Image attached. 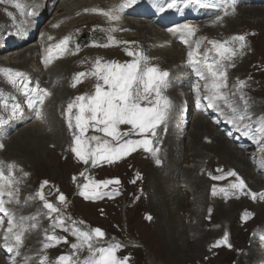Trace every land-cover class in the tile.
Instances as JSON below:
<instances>
[{
    "label": "rangeland",
    "instance_id": "374dc122",
    "mask_svg": "<svg viewBox=\"0 0 264 264\" xmlns=\"http://www.w3.org/2000/svg\"><path fill=\"white\" fill-rule=\"evenodd\" d=\"M252 7H256V6H252ZM79 18H82V17H79ZM79 18H77V19H79ZM47 23H48V21L45 22L44 28L47 25H49ZM86 23H89V24H87V27L85 25ZM86 23H83V24H81V26H78V27L72 26L69 30H67L68 33L70 32V33H75V34L80 32V30L84 31L81 35L84 36L85 43L83 45H80V46H84L88 43V40H87L88 39V32H90V28H88V27L93 28V26L96 27L98 25V22L95 19H92L90 22H86ZM250 25H251V21H241V24H239V28H238L241 31L239 30V31H236L233 33H229V30H227V29H225V31H221V35L223 37L230 38L229 41H231V38L234 37L235 35L240 36V35L245 34V36H246L244 43H245L247 48L245 49L244 54H242V56H240L238 58V55L240 53L239 41H234L233 44L235 45V48L238 50L237 55L235 57H233L234 61L233 60H231V61L226 60L223 63L227 66L226 72L228 74L227 80H226L227 81L226 82V85H227L226 89H228V92H226V94L229 93L231 95V98H234L236 100V102H237L236 107L237 108L240 107L247 116L251 115L250 112H255V113L261 112L260 114H264V56H263L264 55V39L261 35V33H262L261 30L256 29L255 27H253V25H251V26ZM75 29H77V30H75ZM96 30H100V29L97 28ZM247 30H250V31H247ZM230 32H232V31H230ZM237 32H238V34H237ZM136 34H138V32ZM217 34H219V31L217 32ZM131 35L133 36L134 34H131ZM143 35H145V34H143ZM124 36L126 37L127 35L125 33L117 35L115 37V39H116L115 41L124 45L127 48H131L132 45L128 43V41L126 40V38H124ZM148 36L152 37L149 34H147L146 37H148ZM212 36L215 38L214 35H212ZM143 38H145V37H143ZM24 47L25 48H23V47L19 48V50L25 51V49L30 47V45L24 46ZM206 49L207 50L211 49V48H209V43L205 44L203 47L202 46L200 47V50H201V51L199 50L200 55L203 52H205L206 55H210L211 58H213L212 59L213 61L218 59L216 53H214V52L209 53ZM249 49H251V50H249ZM85 52H86V50H84L82 53L84 54ZM259 52H260V54H259ZM153 53H155V51H153ZM139 54L140 53H138L137 56H133L134 59H137ZM86 55L87 54H85V56ZM90 55L91 54H88V57ZM143 55L149 58L146 61L147 65L149 67L155 66V63L152 61V59L154 58L153 57L154 55L151 56V55H147L144 53H143ZM206 57L207 56H205V59H207ZM245 58L248 59V61L244 64L242 61ZM257 61H259V62H257ZM160 62L162 64V66L165 67L166 64H164L162 61H160ZM143 63H145V62H142V66H143ZM232 65H234V66H232ZM169 66L172 69L171 64H169ZM250 67H253V68H250ZM233 68H235V69H233ZM244 68H245V70H244ZM255 68H257V69H255ZM233 70H234V72H233ZM162 71H160V72H162ZM248 72H249V74H248ZM232 73H234V74H232ZM235 80H236V82H235ZM242 80L244 83L241 86L240 82ZM229 81H231V82H229ZM246 82H248V83L246 84ZM205 83H207V80H205ZM44 84L48 85L49 83L47 81V83L45 82ZM244 85H245V87H244ZM75 86L79 87V85H75ZM75 90L77 91V89H75ZM239 94H241V95H239ZM245 100H247V105H245V103H244ZM62 106L63 105H61L60 111H59V114L61 115V117H62V112H63ZM65 111L66 112L65 113L63 112L64 116L61 119V120L64 119V121L66 119L65 114H67V117H68L67 109H65ZM74 122L75 121H73V123ZM31 123H33V122H31ZM25 125L26 124H23L19 128H21ZM61 126L64 128L65 124L61 123ZM191 128H192V126H191ZM191 128H190V130H191ZM71 131L73 134L74 131H78V130L71 129ZM71 131L67 128L65 129L67 142H68L69 147L71 149H70V152H68V155L65 156L64 159L59 158L60 156L57 154H55V157H50V159H48L47 156L46 157L44 156V161H43V163H41L42 166H40L38 170H31L32 172H29L26 164L25 165L21 164L23 169L21 168V170H20V172L23 175H25V177H29V183L34 185V186L38 185V183L41 186L42 183H44L46 180H48L52 183V185H51L52 186V192L50 193V195L49 194L44 195V198H47V199L43 200L44 204H45V201H47V202L53 203L55 206L59 205L61 202L57 201V199L59 198L60 194H63L65 196L66 199L63 202L67 203L72 208H70L69 211L67 209H65L59 213V215L64 218V222H66V220H69L71 223L73 221L74 217L80 216V217H84L85 219L88 220L92 231H94L93 228H95V229L99 228V229H103V230L109 229L111 234H114L116 236H123L124 239L119 240L122 247H120L118 249L116 256L122 260L124 258H127V264H264V256H263L264 244H263L262 237L260 238L258 235L262 232V230H264V218L259 217L258 212H256L254 214V212L256 211L255 206H257V204L252 206L251 201H250V204H248L249 200L247 198L240 199V200L245 202L244 203L245 206L243 205L241 208L249 207L248 209H250V211L254 215L250 221L243 223V222H241V216H240L241 212L240 211H242V209L240 208L241 210L239 209L238 210L239 212L238 211L235 212L236 216L234 217V221H233V224L235 225L234 227L231 226V223H227L229 214L224 217V220L220 219L217 214L213 217V215L215 213V209H214L213 214L210 215V212L214 208V204H209L210 208L205 210L206 215L204 216V220H205V222L209 223L210 225H207V226L205 225L204 227L203 226L201 227L203 229V233L207 234L208 232H217L220 230L222 232L219 235L214 236L215 238L214 237H211L212 239L208 238L207 241L202 243V249H204V251H205V253H207V255L203 256V253H202V255L198 254L197 256H192V255L185 256L186 254H185V251L183 248H180V250H178L177 253H175L176 252V250H175L176 244L172 240V232H171V228L173 227V223L170 222V218H167L166 216L162 217L159 215L160 214L159 211H157L154 208V206L150 200V191L147 190V187L149 186V179H148V172L147 171H148V169L150 170L151 166L152 165L154 166V164L149 162L148 160L140 159V162L141 161L142 162H144V161L148 162L147 166H146L147 168H146L145 166L143 167V166L137 165V161H135V160H138V158L137 159L132 158V153L134 151H138V153H140L142 147L137 146L134 151H131L129 154L123 156L120 160H116L115 162H113L109 165L107 162H101L100 164H98V166L95 168L94 171L83 172V169L86 166L88 167L92 164H91V162H89L88 164H84L81 160L78 159V157L75 158L76 155L72 151V148L74 147V141L72 139L73 136L71 134ZM120 131L122 133L124 132L126 134V135L121 136V138H120L121 142L119 141L120 143H123L125 140H130L133 136L134 137L137 136V138H141V139L144 138V136L142 134H140L137 130L133 131V128L131 125H129V129L127 130L128 132L121 130V128H120ZM88 133H94L93 135H99V132L93 130L92 128H89V130L85 133V135ZM15 134H16V132H15ZM15 134H13V135H15ZM34 134H36V132H33V133H31V135H28V136L22 138L23 144H29L31 148L35 149V148L40 147L41 140L44 137H50L51 141L54 140L53 129H51V128H45L44 127L42 131H38L37 136H34ZM100 135L104 136V134H102V133H100ZM91 136H92V134H91ZM150 136L151 135L149 134L148 135L149 139H150ZM106 138L110 140V137H106ZM185 138H183L182 147L184 148V146H185V149H186V147L188 145V141H189V135L187 134L185 136ZM208 141L211 142V140H209V139H208ZM236 151L240 152L241 150L236 149ZM240 153H242V152H240ZM139 156H140V154H139ZM14 159H17V158H14ZM208 160H210V161H208ZM124 161H126V163ZM115 163H116V165H115ZM134 163H136V164H134ZM202 163L203 162L200 160L199 161L193 160V158L191 157V153H184V158L181 160V163H180L181 169H182L181 173L177 171L175 173V177L176 178L178 177L179 179H180V177L184 178V173H182V171H186L187 176L185 178H187L188 181L191 182V184H189V185L191 187L193 185V187H194L195 181L198 177V174L195 173L193 180H192L191 175L190 176H188V175H189L191 170H195V167L197 169H199V174H201L203 172L205 175H207L208 172L210 174H213L217 167H221V168H223V170H226L229 167L233 168L235 166V164L233 162H231L229 159L223 157L219 153L211 154L209 156V158L206 159L205 167H202ZM126 164H128V165L126 166ZM112 165L114 167H112ZM108 166H110V167H108ZM115 166L117 169L115 168ZM185 166L186 167L190 166L191 168H185ZM28 167L31 168V164H28ZM132 167H134V168H132ZM242 167L244 168V165H242ZM101 168H102V170H100ZM119 168H121V169H119ZM218 172L219 171H216V173H218ZM27 173H29V174H27ZM82 173H83V175H82ZM85 173H89V175L86 176ZM113 173L116 175L118 174V175L114 176V175H112ZM137 174H139V175H137ZM137 177H138V179H137ZM102 180L103 181H105V180L113 181L114 180V181L112 183L108 184L106 187L103 185H100L99 187H95V188L93 187L94 184H96ZM117 180L119 181V183L115 182ZM249 180L251 181V185L254 187V184L256 181L254 182V180L250 179V178H249ZM262 182L264 185V181H262ZM86 183L89 184V189H88L89 193L91 194L92 192H98V193H100V198L88 199L85 196L81 195V192L85 191V189L83 188V185ZM263 185L259 186V188L255 187V189H257L255 191H257V193H258L260 190H262ZM122 186H123V188H122ZM207 187H208V183H207ZM207 187H206L205 191L207 193V196H208V199L210 202V201L214 200L215 195H213L212 191L209 190V187L207 190ZM108 192H109V194H107V195H109V197L107 195H104V193H108ZM33 195H34V193L32 191L30 203L27 205V208H26L27 211H30L28 213V216H29L28 218L30 220H33V225H41V221L39 220V216L44 215V208H42L40 206L39 202L37 200H35L36 197ZM220 196H221V194H218L215 197V199H219ZM192 197L193 196L191 195V196H189L188 200L187 199H185V200H187L188 202H192L193 198H194V197L193 198ZM232 201H233V199H231L230 201H227V202L225 200L223 202H222V200H220V203H221V206L229 208ZM242 201H238V202H242ZM258 205H261V204H258ZM31 208H32V210H30ZM142 208H143V210H142ZM187 208L191 211L190 207H187ZM185 210L186 209L184 208V210L180 211L181 216H184V214L186 215V220H185V222H183L184 225L195 224V222H197V219H194L191 222V219H190L191 217L188 218V216H191V212L187 211L188 213H186ZM181 212H182V214H181ZM176 214L179 215L178 212ZM204 214L205 213L201 214V216H200L201 221L203 220L202 216ZM56 216H57V213H52L50 218L52 220H54L56 218ZM148 216L151 217L150 220H149ZM32 218H34V219H32ZM164 218H166V219L164 220ZM206 218H209V219H206ZM213 218H214V222H213ZM147 219H148V221H147ZM171 220H174V222H176V217L173 216V219H171ZM120 222L124 223V226L127 227V229L129 230L128 234L121 232ZM176 225H177V222H176ZM64 226L67 227V224ZM235 228H238L239 232H238V235L233 236ZM199 234H202V232L199 231ZM225 234H227L228 243L227 244L218 243V242L223 240ZM251 237H252V239H251ZM133 239L140 240L141 241L140 245L142 246V248L137 249L136 252H132V255H131V254H129V252H130L131 240H133ZM184 239H185V235L182 237V240L179 241L180 245H182ZM229 244L231 245V247L228 246ZM191 256H192V258H190Z\"/></svg>",
    "mask_w": 264,
    "mask_h": 264
},
{
    "label": "bare ground",
    "instance_id": "6f19581e",
    "mask_svg": "<svg viewBox=\"0 0 264 264\" xmlns=\"http://www.w3.org/2000/svg\"><path fill=\"white\" fill-rule=\"evenodd\" d=\"M27 1H29V0H27ZM112 1H114V0H64L63 2L58 4L56 7L57 11L59 12L57 14L58 17L64 16L62 19L63 20L66 19V21H63L61 23L62 32L67 33V30H69L72 26H77V27L81 26V24L86 23V22H90L94 18L90 15H85L82 18H79L82 16V15H80V10L82 8L89 6L90 4H92L94 2H98V3L100 2V4L104 5L106 2H112ZM52 6L53 5L51 4L50 1L41 0L40 5H39V9L42 11L44 9V13L47 16V14L49 13V9ZM1 7L2 6H0V8ZM120 12L121 11H119L118 13H120ZM67 17H72V18H67ZM77 18H79V19H77ZM107 19L110 20L109 17H107ZM121 20H125V21L130 20L129 21L130 27L131 28H138V31H135V29H130V34H134L133 36L131 35V37L136 38V40H139L143 37L151 38V37H146L147 34L152 36L155 44L158 45L157 54L164 57V60H166L167 62H169V64H171L172 69H175V72L181 70L180 69V66H181L180 62L182 59L183 51L179 48V46L176 45L177 43L172 42V45H171L170 36L168 34L164 33L163 30L158 29L156 26H154L150 23H146L143 21H134L132 19H126V18H120L118 21H121ZM110 21H112V20H110ZM241 21H251V25H253V27L261 30V32L263 33V34L261 33V35L264 39V7L241 8V10L239 11V14L236 18L227 20L226 29L229 30V32L232 31V33L239 31L240 29H238V28H239V24H241ZM9 22H10V20L7 19L5 16H2V13L0 12V35L2 34V32L5 28L4 24L5 23L9 24ZM87 24H89V23L85 24L86 27H87ZM49 25H50V23H49ZM49 25H47L45 27L48 30H50L46 33V36H49L51 34H56V30L54 28H52L51 26L49 27ZM111 29H113V28H111ZM111 29H109L107 31L108 34L112 33ZM75 30H77V29H75ZM247 31H250V30H247ZM137 32H138V34H136ZM80 34H82V33L78 32L76 34V36H79ZM143 34H145V35H143ZM237 34H238V32H237ZM68 35L70 37L75 36L73 33H70V32L68 33ZM99 35L100 34L95 33L94 35L92 34V39L89 37H88V39L86 38L88 40V43L84 46H80V48L86 50V52L84 54L80 53L79 55L69 57L68 59H66L64 61L61 60L60 62L53 64L47 70H45L42 65H40V64L36 65L35 64V59L37 61L38 60L40 61V57L38 55V51H39L38 44H35V43L30 44V47L25 49V51H21V50H19V48H15V49L10 48L9 50H7L6 48L2 49V47H0V53H1L0 54V62L3 65L9 64L12 66L27 68L29 70L30 69H36V68H37V70L42 69L43 72L40 71V72H37L36 74L38 76H42L41 79H43V83H45V82L47 83V81H48L49 84L47 86L50 87L52 92L54 93V97L51 100H47V106L45 107L46 109L44 108V110H43L44 117L42 119L36 121V122L26 124L25 126L19 128L18 133L13 135L11 137V139L7 142L6 150L3 152V155L5 158H7V159L17 158L18 163L20 165L26 164L28 171L32 172L31 170H38L39 167L42 166L41 163H43V161H44V156L45 157L47 156L48 159H50V157H55V154H57L60 156L59 158L64 159L65 156L68 155V152H70L71 148L69 147V144L67 142L65 129L67 128L70 131H71V129L68 127V119L65 121H64V119L63 120L60 119L61 115L58 113V110L61 107V105H63L62 110H63V112H65V109H63L64 106L67 107L69 103L74 102L75 98L78 97V94L72 90V87H73L72 84L75 83L74 77H73V80H71L70 73H72V70L74 69L73 72H77V73H80L83 70H86V73H87V75H86V88L80 89V91L82 94L84 92H86L91 96L94 94L95 84L97 83L96 77L91 75V72L94 69L95 61L97 59H100L102 63L109 62V61H115L119 64H125V63L132 62V59L130 58V56L128 54L129 52H131V49L123 46L122 44L118 43L117 41H115L111 45H104V43L102 44L104 46H99L97 44H94L93 46L89 45L90 43L92 44L93 41L98 39L100 37ZM112 36H115V34H113ZM124 38H125V36H124ZM4 44H5V40L0 37V45L3 46ZM246 48L247 47L245 45V47L241 50L240 54L238 55V58L240 56H242V54H244V51ZM249 50H251V49H249ZM85 54H87V55L85 56ZM88 54H91V55L88 57ZM259 54H260V52H259ZM153 57L154 58L153 59L151 58V59L155 63V67H157L158 70H160L162 68V64H161L160 60H158L155 56H153ZM232 60L234 61V59H232ZM247 61H248V59L245 58L242 62L245 64ZM257 62H259V61H257ZM250 68H253V67H250ZM233 69H235V68H233ZM255 69H257V68H255ZM244 70H245V68H244ZM233 72H234V70H233ZM232 74H234V73H232ZM248 74H249V72H248ZM39 79H40V77H39ZM229 82H231V81H229ZM235 82H236V80H235ZM247 83L248 82H246V84ZM244 87H245V85H244ZM172 92L174 94H176L175 90H172ZM239 95H241V94H239ZM204 97H205V94H203L202 99H205ZM77 111H78V109H77ZM63 112H62V118L64 116ZM251 113L252 112H250V114ZM176 120H177L176 107H173L170 110V117H169V121H168V131H167V134L165 135L164 148H163V152H162L161 157H160L161 160L164 162H163V165H159V166H157V165L153 166L151 164L152 165L151 169L150 170L148 169V171H147L148 172V179H149V186L147 187V190L150 191V200H151L154 208L157 211H159V213H160L159 215L162 217L166 216L167 218H170V222L173 223V227L171 228V232H172V240L176 244V248H175L176 252L175 253H177V251L180 250V248H183L185 251V254H186L185 256H187V255L197 256L198 254L202 255V253L204 256V255H207V253H205L204 249H202V243L207 241L208 238L217 236L222 232L220 230L217 232H208L207 234L203 233V229L201 227L202 226L204 227L205 225L206 226L210 225L209 223L205 222V220H204V216L206 215L205 210L210 208L209 204H214L215 213H214L213 217L217 214L220 219L224 220V217L229 214L227 223H231V226L234 227L235 225L233 224V221H234V217L236 216L235 212L238 211L244 205L245 202L244 201H242V202L232 201L229 208L221 206L220 199H214V200L209 202L207 193L205 191L206 187H207L206 175L203 172L201 174H199V169H197L196 167H195V170H191L189 175H188V176L191 175L192 180H193L195 173L198 174V177L195 181L194 187H193V185L191 187L189 185V184H191V182H189L188 179L185 178L187 176L186 171H182V173H184V178L183 177H180V179L178 177L176 178L175 173L177 171L181 173V170H182L180 163H181V160L184 158V153H191V157L193 158V160L202 161L203 162L202 167H205L206 159H208L211 154L219 153L223 157H225V158L229 159L231 162H233L235 164L234 167H236V168L240 169L242 172H244L247 177H249L250 179H253L254 182L256 181L254 184L255 187L259 188V186L263 185L262 181H264V180L262 177L257 175L255 173L254 169L251 167L249 157L240 153L241 151L240 152L236 151L237 148L231 142H229L224 137V135L221 132H219L214 127V125L211 124L210 121L205 119L203 116H201V115L192 116V118L189 119V126L185 130L179 129V126L176 127L177 126V124L175 122ZM61 123L65 124L64 128L61 126ZM21 125H23V124H21ZM191 126H192V128H191ZM44 127L53 129V135H54L53 141H51L50 137H44L41 140L40 147L35 148V149L31 148L29 144H23L22 138H24L28 135H31V133H33V132H36V134H34V136H37L38 131H42ZM119 127L123 131H127L129 129V125H120ZM190 128H191V130H190ZM71 134H72V131H71ZM183 134H184V137H183ZM187 134L189 135V141H188V145L185 149V146H184V148L182 147V143H183V138H185V136ZM99 135H100V133H99ZM72 136H73V134H72ZM208 139L211 140V142L208 141ZM120 142H121V140H120ZM139 154L140 153H138V151H134L132 153V158L137 159L139 157ZM135 161H137V165L143 166V167L144 166L146 167L147 163H148L147 161H144V162H142V161L140 162V160H135ZM124 162L126 163V161H124ZM28 164H31V168L28 167ZM134 164H136V163H134ZM108 165H109V163H108ZM113 165H112V167H114ZM115 165H116V163H115ZM127 165L128 164H126V166ZM242 165H244V168L242 167ZM108 167H110V166H108ZM115 168H116V166H115ZM132 168H134V167H132ZM185 168H191V167L185 166ZM119 169H121V168H119ZM100 170H102V168ZM112 175L115 176L116 174L113 173ZM137 175H139V174H137ZM137 179H138V177H137ZM182 184L184 185V187ZM122 188H123V186H122ZM108 194H109V192H108ZM191 195L194 197V198L192 197L193 201L188 202L187 200L189 199V196H191ZM31 196H32V191L30 190L26 196L20 198V200H19V203L23 207L22 212L27 214V216H28V213L30 211H27L26 208H27V205L30 203ZM107 196L109 197V195H107ZM185 199H187V200H185ZM57 201L61 202L59 200V198L57 199ZM248 204H250V203H248ZM187 207H190L191 211ZM184 208L186 209L185 210L186 213H188L187 211L191 212V216H188V218L191 217L190 218L191 222L194 219H197V222H195V224L184 225L183 222H185V220H186V215L185 214H184V216L180 215V211L184 210ZM255 208H256V211L258 210L257 212L259 214V217L264 218V206L257 204V206H255ZM30 210H32V208ZM142 210H143V208H142ZM177 212L179 213V215L176 214ZM182 212H181V214H182ZM203 213H205V214L202 216L203 220L201 221L200 216ZM173 216L176 217L177 225H176V222H174V220H171V219H173ZM165 219L166 218H164V220ZM206 219H209V218H206ZM29 221H32L31 225H33V220H30L27 217V222H29ZM147 221H148V219H147ZM213 222H214V218H213ZM44 223H46V222L41 221V225H43ZM41 225H36V226H41ZM199 231L202 232V234H199ZM238 232H239L238 228H235L233 236L238 235ZM184 235H185V239H184L182 245H180L179 241L182 240V237ZM251 239H252V237H251ZM263 252H264V249H263ZM192 256L190 258H192ZM263 256H264V254H263ZM0 264H6L4 258L1 257V255H0Z\"/></svg>",
    "mask_w": 264,
    "mask_h": 264
},
{
    "label": "snow or ice",
    "instance_id": "6c2138e0",
    "mask_svg": "<svg viewBox=\"0 0 264 264\" xmlns=\"http://www.w3.org/2000/svg\"><path fill=\"white\" fill-rule=\"evenodd\" d=\"M134 2V0H129ZM227 0H225V3ZM235 4V0H232ZM19 7V4L16 5ZM127 5L121 4L114 9L105 11L104 9H91L92 11H99L103 15L108 16L110 20L118 21L120 17L115 15V12L123 11ZM174 3H169L168 7H174ZM234 10V9H233ZM87 11V9H86ZM227 14V12H225ZM218 20L221 17L217 18ZM115 31L116 29H111ZM172 31V30H170ZM176 32L193 34V28L189 25L178 26L174 29ZM69 37H65L60 46H66ZM231 41H239V47L242 50L245 47V36H234ZM187 43V40H185ZM213 45L215 53L218 57L211 63H204L201 65L200 60L197 57L200 55L198 52L199 43H197V51H190L188 53L189 62L194 67L196 74L203 80L211 78V83H206L205 87L208 92L205 94V99L208 101V107L217 108L222 115L228 120L229 123H236L237 119L243 121L245 115H238L237 110L233 108L228 102V96L222 91L226 88L227 72L224 61H231L233 57L237 55V49L230 46L229 41H210ZM213 49H209L208 52H212ZM129 55H135L132 52ZM149 58L142 53L138 55L137 59H134L130 63L119 64L115 61H109L102 63L100 59H97L94 64V69L91 75L96 77L97 83L95 84L94 94L91 96L80 95L75 98V101L69 103L67 106L68 112V127L70 129H76L78 131L73 132L74 147L72 151L84 164L91 162L93 166L100 164L101 162H107L109 164L121 159L123 156L134 151L137 146H142L145 150L150 151L153 155H156L158 149L152 147V140L148 138V135H156V128L165 121L168 111L171 108V102L167 98H161L162 88L168 86L166 77L169 73L167 71L160 72L155 66L149 67L146 61ZM51 62V57L45 58V63ZM142 62L143 66H142ZM234 66V65H233ZM6 74L9 75V79L12 83H15L14 77H21L24 74L20 72H13L11 69H4ZM87 75V73H77L74 77L76 83L81 81V78ZM244 82L241 81L242 85ZM75 87V83L73 84ZM197 97L201 95L200 89H196ZM51 93L47 89L37 90L36 100L39 105H43L44 99L50 96ZM243 98V97H242ZM36 100H30L29 106L36 107ZM222 102L231 110V114L225 112L219 108V103ZM247 105V100L244 101ZM16 107H19L17 105ZM77 108L78 111L74 117L73 109ZM15 111V109H14ZM37 117L41 118V112H37ZM250 119V117H248ZM120 125H131L133 129L137 130L144 138L139 140H125L120 143V138L125 133H121ZM247 127V126H245ZM92 128L93 130L104 134L105 137H110L111 140L102 138L99 135H93L86 137L85 133ZM257 131L264 133V124L258 127ZM247 134V132H246ZM4 145L0 144V148ZM158 164L161 162L159 159L156 161ZM14 165L9 166L7 174L3 167V162H0V229H3L5 219H7V228L4 230V247L8 252H14L15 256H20V247L24 241L25 232L29 228L36 227V225L24 226L25 217L17 218L15 213L5 207L7 202L15 201L19 203V198L16 195V189L14 184L18 183L15 175L12 172ZM83 175V173H82ZM230 176H237L235 171L229 172ZM223 177H216V179H222ZM113 181H100L93 185V187H99L100 185L107 186ZM119 183V181H115ZM45 184L48 182L45 181ZM85 191L81 192V195L88 199L100 198V193H89V184L83 185ZM247 188V185L243 178L238 180L229 186V189H219L220 192L227 194L229 190H239L241 193ZM213 195L217 194V189L213 187ZM108 193H104L107 195ZM252 198L256 199L257 194L251 193ZM264 197V193H261ZM39 198L44 200L43 192L39 193ZM65 196L60 194L59 200L65 201ZM44 207L48 209V215L51 217L52 213H57L56 218L53 221L54 227H64V218L59 215V209L51 202L45 201ZM151 219V217H148ZM34 219V218H32ZM75 222H73L74 225ZM72 232V235L77 238V243L72 244V248L77 250L74 255H61L58 257V264H127V258L119 259L116 256L117 250L122 247L119 242L110 244L107 247L101 246L100 239L105 233L97 228L94 231H83L79 227L73 226L71 229H67ZM66 237H58L55 234L47 236L48 241L59 242L65 240ZM218 243H228L227 234H225L222 241ZM50 243H45L44 248H48ZM231 247V245H228ZM87 249L88 255L81 259V250ZM46 260V257L44 258ZM12 264H16L13 260ZM25 264H27V258H25ZM41 264H44L43 260Z\"/></svg>",
    "mask_w": 264,
    "mask_h": 264
}]
</instances>
